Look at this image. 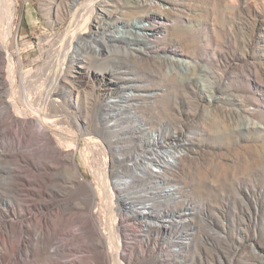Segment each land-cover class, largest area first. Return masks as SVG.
I'll list each match as a JSON object with an SVG mask.
<instances>
[{"label": "rangeland", "instance_id": "1", "mask_svg": "<svg viewBox=\"0 0 264 264\" xmlns=\"http://www.w3.org/2000/svg\"><path fill=\"white\" fill-rule=\"evenodd\" d=\"M44 2L19 0L18 50L10 49L30 79L35 108L42 104L37 87L40 82L48 87L46 75L58 63L55 53L70 23L63 7L59 16L47 15ZM163 4L165 9L154 6L152 13L165 17L168 43L176 46L180 63L190 61L192 67L184 69L169 55L136 53L127 60L129 82L152 94L130 111L131 121L107 122L115 105L101 96L102 84L94 80L83 97L67 93L59 103L45 100L47 114L57 120L49 126L58 134L55 143L38 138L36 128L28 151H13L4 146L8 139L0 138V252L8 264H264V0ZM126 36L130 42L144 39L136 31ZM7 66L1 62L0 70ZM6 76L0 74V91L8 89ZM116 135L134 139L120 145L125 156L117 154ZM90 137L104 150L88 142ZM175 143L179 146L171 150ZM54 144L74 147L72 159L58 157ZM150 145L179 154L169 180L156 175L169 189L178 184L183 194L177 203L166 199L168 192L151 190L152 184L139 185L143 193L161 194L156 202L150 198L152 209L144 214L123 205L116 191L113 199L107 179L112 183L115 174L124 181ZM158 213L172 218L174 226L150 223ZM62 230L70 234L53 245L52 237Z\"/></svg>", "mask_w": 264, "mask_h": 264}, {"label": "bare ground", "instance_id": "2", "mask_svg": "<svg viewBox=\"0 0 264 264\" xmlns=\"http://www.w3.org/2000/svg\"><path fill=\"white\" fill-rule=\"evenodd\" d=\"M80 1L82 2V0H54L53 2H49L48 0L44 2L43 0L44 10L47 15H51L56 11L59 16L60 9L63 7L65 14L70 15V23L65 33L63 32L65 36L64 39L62 38V47L57 53H55L56 55L54 54L58 63L56 66H52L48 71V75L45 74L48 87H44V85L41 84L43 82H40L39 87H37L39 84L35 86V88H39L38 92H40V99L42 102V104H40L38 101L39 105L37 104L38 107L35 108L31 101V95H33L32 92L34 91L30 89L29 92H31V95L28 93V89L31 86L30 79L26 76L27 74L25 76L22 74V67L19 64L20 61L16 63L15 57L17 52H11L10 50L11 48L17 49L18 47L16 39L17 35L15 36V20L19 0H0V64L1 62L8 64L6 70H0V74L5 73L7 75L6 80L8 83V89H2L0 91V138L3 137L4 139H8L6 140V145H3L13 151L23 152L28 148H31L28 147V145H30L28 141L33 134L32 131L34 128L37 129V132L34 133H36L38 138L45 136L48 138L46 140H50L52 143L53 141L54 143L57 141L56 137L58 134L52 131L49 127L57 120L52 119V117L47 114V108L44 105L46 103L45 100L51 104L59 103L60 98L65 97L67 93H70V95L78 94V97H83L88 86L92 85V81L98 80L102 84V87H104L99 89L103 91L101 96L115 105L110 107L114 113L107 122L110 124L113 123L112 126L121 125L126 123V121H131V116L129 115L131 110L137 109L141 102L146 98L152 97V94L145 91V88L136 89L133 87V84H131L133 82H129L133 79L129 80V78L125 76V72H127L126 69H130L127 60L134 57V54L137 53L138 55H146V57H154L158 55H165L168 57L169 55L170 61L180 63L177 57L179 53L177 48H175L176 46H170V43H168L169 37H167V33L165 34L167 20L162 15H155L152 13L155 8L154 6H157V8L161 10L165 9V4H163V2H167V0H89L88 2L83 3L81 8L76 9V7L79 6ZM169 1L173 0H168V2ZM74 9L75 11L73 12ZM135 10H139V12H136ZM119 15L128 17L121 18ZM64 18L66 17H63V19ZM57 19L59 20V18ZM136 22H140L141 25L137 26ZM134 31L141 34V37L144 38L142 43L129 41L126 34L131 33L132 35V32ZM116 33L123 34V36L118 38ZM86 36L88 39L84 40L83 38ZM96 44L104 46L106 51L99 49V45L97 47ZM54 55L51 57L53 58ZM118 56H122L126 58V60L122 61L121 59L123 58ZM82 58H84V60ZM191 63L192 62L190 61L182 60V63L180 64L184 69H190L192 67ZM37 73L36 77H38ZM18 74L21 76H19L21 78L20 82L17 80ZM41 78L44 79L43 77ZM33 79H31V81ZM114 80H118L119 82H113ZM113 90H117V92L120 93V96L113 97L116 94ZM18 93H23L24 96H21L22 98L20 99L25 107L29 109L31 114H29L27 109L24 110L20 108ZM121 103H125L124 107L126 108V111L124 108H121L123 107ZM110 114V112L107 113V115ZM59 122L71 123L69 120H59ZM79 122L78 118L72 121V123H76V125ZM146 136L149 137L148 132ZM132 138L133 137L131 136H124L123 138L116 135V143L118 144L116 150H118V155H126V153L121 152L120 148H122V144L135 143L132 141L134 140ZM87 140L88 142L93 143V145L99 146L101 148L100 150H104L103 144L98 139L90 137ZM139 142L143 143L144 140H140ZM178 146L179 145L175 143L171 150L176 149ZM68 147H70V149L55 145V147L53 146V151L58 157L71 160L75 154V149L74 147L72 148V146ZM148 147V149L136 159L135 163H133L134 165L129 170V175L124 181L118 179L115 174L112 176V183L110 180L108 182L107 179L108 188L112 190L113 199L115 197L113 192L116 191L117 197L123 201V205H126L128 208L138 209L144 214H149V211L152 209V206L150 205L151 203L149 204L150 198H153L156 202V200L161 199V194L158 193L153 195L154 193L152 191L148 192L150 195H148V193H143L144 191L141 192L137 189L139 185L146 183L152 184L153 187L151 190L158 189L161 192H168L166 193V199L177 203L179 202L180 194H183L181 192L182 188L177 189V187H179L178 184L172 185L171 187L174 188L169 189L167 185L160 182V177L156 175V173H160L169 180V172L176 164L175 159L180 158L179 154L177 152L170 151L169 153V151H164V145H160L157 148H154L153 145ZM6 153L8 154V152ZM166 153H168V155ZM120 159V157L117 158V160ZM163 159H168V162H165V160L163 161ZM103 180L104 179H102V181ZM129 185L135 187L133 188ZM173 190H176L177 192H172ZM126 212L128 215V211ZM148 220L156 226L160 223L159 227L161 224H166L169 225L168 227H172L175 222L172 218H169V216L163 215V213H158L155 218L149 217ZM155 221H158V223ZM85 223L86 222H84V224ZM144 223L145 224L143 225L145 227H150V223L146 221ZM134 229L142 231L137 224ZM68 233L67 230L56 232L54 237H52L54 238L53 245L58 243V241L64 236H68ZM52 249L56 252L59 250V247L53 246ZM120 252L121 251L119 250V253ZM116 256H118V253ZM10 258H12L14 262L19 259L16 254ZM12 259L9 261H13ZM0 264H8L7 260L2 259L1 252Z\"/></svg>", "mask_w": 264, "mask_h": 264}]
</instances>
